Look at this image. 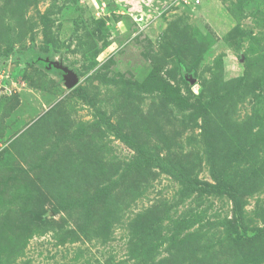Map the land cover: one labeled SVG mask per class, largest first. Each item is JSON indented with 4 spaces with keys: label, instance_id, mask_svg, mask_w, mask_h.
Listing matches in <instances>:
<instances>
[{
    "label": "rangeland",
    "instance_id": "1",
    "mask_svg": "<svg viewBox=\"0 0 264 264\" xmlns=\"http://www.w3.org/2000/svg\"><path fill=\"white\" fill-rule=\"evenodd\" d=\"M0 264H264V0H0Z\"/></svg>",
    "mask_w": 264,
    "mask_h": 264
},
{
    "label": "water",
    "instance_id": "2",
    "mask_svg": "<svg viewBox=\"0 0 264 264\" xmlns=\"http://www.w3.org/2000/svg\"><path fill=\"white\" fill-rule=\"evenodd\" d=\"M66 71H67V85L73 86L77 81L76 76L71 70L67 69Z\"/></svg>",
    "mask_w": 264,
    "mask_h": 264
}]
</instances>
